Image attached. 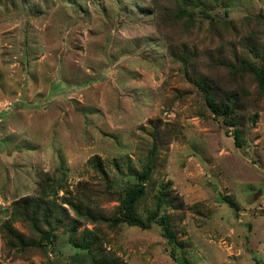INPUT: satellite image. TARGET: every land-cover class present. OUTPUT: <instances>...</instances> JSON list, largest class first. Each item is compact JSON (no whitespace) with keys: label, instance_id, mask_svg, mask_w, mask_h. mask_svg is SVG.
I'll return each mask as SVG.
<instances>
[{"label":"rangeland","instance_id":"rangeland-1","mask_svg":"<svg viewBox=\"0 0 264 264\" xmlns=\"http://www.w3.org/2000/svg\"><path fill=\"white\" fill-rule=\"evenodd\" d=\"M220 2L211 14L228 25L183 29L159 20L154 0H0V264H264V92L225 63L253 38L249 56L264 53V0ZM202 77L236 94L241 146L206 105ZM150 158L137 214L171 216L177 243L157 222L114 221ZM26 196L67 208L92 247L19 218ZM64 198L100 214L78 217Z\"/></svg>","mask_w":264,"mask_h":264},{"label":"trees","instance_id":"trees-1","mask_svg":"<svg viewBox=\"0 0 264 264\" xmlns=\"http://www.w3.org/2000/svg\"><path fill=\"white\" fill-rule=\"evenodd\" d=\"M221 0H172L173 7L169 8L168 6L159 3L158 0H154V5L157 8V14L160 21L170 18L172 24L178 27L184 26L188 27L190 25L193 27L194 23H200L202 25V21L207 19L210 24L209 28L216 27L217 23L220 21L225 25H228L230 21L217 19L212 14L211 11L222 5ZM224 1V0H222ZM197 10H199L203 17H199ZM218 32V30H216ZM254 42L249 43L247 45V52L245 51L241 54H236L233 56V59H226V64L230 65L229 69L232 73H238L240 71L249 72L253 75L259 84V90L264 92V53L258 56H249L250 49L253 48V52L259 53V45H256V38L252 39ZM262 47V46H261ZM174 53L175 49H174ZM245 53V54H244ZM198 52H190L189 55H184L181 58V63L184 65V70H187L189 67L193 66V62L197 58ZM255 57V58H253ZM194 59V61H193ZM197 79L196 84L203 92L206 105L210 108V110L215 115H221L224 117L225 122L228 125L235 127L234 137L235 143L237 146H241L243 144L242 139V130L240 128V122L238 120V116H236V111L240 109V104L237 100V96L235 93H228L218 90L211 81H207L204 77L195 78ZM157 144L153 145V148L156 149ZM154 155L151 154V156ZM152 158H150L151 161ZM154 169V160L148 162L143 170L137 174V182L125 189V193L121 196V206L119 207L118 214L115 217L114 221L116 223H126L128 225H135L142 227L144 229L150 228L153 222H157L163 228V235L168 239L170 243H177L176 229L174 226V222L171 216L163 213L160 214L159 209H153L147 219H143L141 216L137 214V205L139 201L144 198L147 193L146 182L150 180ZM54 181H52L53 183ZM48 185L53 191V184ZM162 201L168 205L173 206V197L170 196L169 193L163 194ZM222 200L229 202L234 207H236V203L230 201L227 196H222ZM64 202L69 204L71 208L74 210L78 217H86V218H95L100 213L97 211H93L89 206L84 204L82 201L74 202L69 198H64ZM160 206L158 202L157 208ZM14 212L18 215L19 218L29 219L32 224L36 225L38 228L39 223H44L49 228L56 230L59 227H65L69 232L70 236L75 240L77 245L82 247L92 246V241L88 240L91 236H93V232L86 229L84 232V236L78 237L76 236L77 231V223L78 219H71L70 222H66V219L69 218V213L67 208L63 205L55 202L45 200L43 197L38 196L36 198H32L31 196H26L15 200L14 202ZM160 215L159 217H157ZM44 230V235L46 240H50L52 237V230ZM9 234L17 239L19 242L24 241V236L18 232V230L13 227H8ZM100 258L97 264L99 263ZM105 264H111L105 263Z\"/></svg>","mask_w":264,"mask_h":264}]
</instances>
